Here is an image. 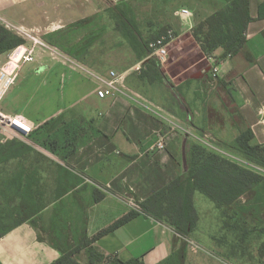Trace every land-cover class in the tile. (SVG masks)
Instances as JSON below:
<instances>
[{"label":"crops","instance_id":"obj_1","mask_svg":"<svg viewBox=\"0 0 264 264\" xmlns=\"http://www.w3.org/2000/svg\"><path fill=\"white\" fill-rule=\"evenodd\" d=\"M130 1L0 0V17L36 30L44 38ZM262 4L264 0H250L253 20L245 33V49L230 59L223 58L215 82L205 72L208 63L196 78L171 75L168 80L162 70L164 80L150 84L139 75L136 82H124L115 97L106 99L96 94L101 83L96 87L76 81V107L85 114L76 119V138L64 153L46 147L62 127L63 112L53 111L54 98L38 100V110L31 111L24 98L28 84L16 85L24 68L19 71L1 96L0 105L6 106L4 114L22 116L33 124L31 136L39 145L26 142L33 145L34 152L1 164H15L17 171L4 178L9 188L1 193V202L5 207L8 199L11 209L20 206L22 195L25 200L27 194L32 197V191H40L42 207L26 217L15 213L9 217L10 225L23 217L26 221L0 238V264H58L65 253L86 239L89 246L73 256L78 264H90L91 250L122 262L141 259L145 264H181L175 255L182 242L187 245L183 264H241L238 232L225 234L227 228L234 230L238 216L231 212L233 221L224 226L222 211L199 191L194 193L193 203L200 219L189 236L182 237L167 222L141 212L125 225L95 238L132 211L130 198L144 202L187 170L186 145L194 138L210 135L225 149L251 129L254 138L250 144L264 146ZM44 61L32 68L30 79L49 76L55 66L64 72L62 65ZM130 62L129 70L135 64V69L142 68V61L132 52L121 56L105 75L110 69L124 72ZM41 87L37 93L55 90L50 83ZM161 136L166 148L157 150ZM13 186L20 189L16 192L10 189Z\"/></svg>","mask_w":264,"mask_h":264},{"label":"trees","instance_id":"obj_2","mask_svg":"<svg viewBox=\"0 0 264 264\" xmlns=\"http://www.w3.org/2000/svg\"><path fill=\"white\" fill-rule=\"evenodd\" d=\"M208 3L214 13L201 24V31L196 33L202 50L206 54H211L217 49H222L226 55L230 54L233 56L241 53L246 46V30L253 20L250 14V0H210ZM263 6L264 4L261 6L260 17H263ZM106 11L116 21L117 29L130 45L137 59L142 61L141 79L150 84L163 81L162 66L157 59L151 57L148 44L166 32H162L153 39L145 38L129 2L110 7ZM99 17V15H96L78 21L57 34L49 36L48 38L52 39V41L48 38L46 41L59 47L78 61L83 62L78 55L80 49H85L82 43L77 42V40H82L79 36L80 31ZM68 42H75L76 44L72 48H68L66 47ZM25 43L26 41L22 37L0 24V56L11 53ZM253 138L252 130L248 129L242 132L228 148L247 159L261 163V159L264 156V146H252L250 142ZM29 140L32 144L39 145L35 139H32V136H30ZM191 143L189 141L187 145ZM200 146L205 150L198 152L194 145L191 147L192 155L188 160L186 171L180 173L177 179L169 186L140 203L143 213L157 220L167 222L182 237L189 236L197 226L198 217L193 203V196L196 191L205 194L222 209H229L235 206L241 198L248 196L250 200H248L246 207L241 209L245 210V212H250L248 206L252 204L251 211L254 210V214L260 215L264 213V178L240 167L235 162L229 161L204 145L200 144ZM32 151H35L33 145L21 141L9 142L8 145L0 147V238L18 224L26 221L23 219L24 217L38 213L42 207L40 191H32V197L27 194L25 197L26 201L23 200L24 195H22L20 206H14L11 209L8 208V199H6L5 207H2L3 204L1 202V193L9 188L3 183L4 177L1 164L22 158ZM200 155L202 158H199ZM10 189L17 192L20 188L13 186ZM13 200L15 201V198ZM14 213L24 217L13 225L6 224L4 221L7 218L9 219ZM137 215L138 212L131 211L113 226L99 233L95 239L125 225ZM89 244L86 239L80 247L65 253L57 263L78 264L73 259V256L79 249L88 247ZM186 249V243L182 242L175 255V258L181 264L186 258ZM90 254V264H145L141 259L122 262L107 258L93 250L90 251Z\"/></svg>","mask_w":264,"mask_h":264},{"label":"rangeland","instance_id":"obj_3","mask_svg":"<svg viewBox=\"0 0 264 264\" xmlns=\"http://www.w3.org/2000/svg\"><path fill=\"white\" fill-rule=\"evenodd\" d=\"M208 2H210V0H133L129 2L134 10L135 19L145 38L153 39L162 32H167L168 30L174 31L176 40L170 47V57L168 62L162 67L163 73L168 80L171 75H180V79L184 77H198V74L205 69L204 67L207 65L210 57H218L220 61L225 57L230 59L228 57L230 54L226 55L222 49H217L211 54H206L202 50L199 39L196 37V33L201 31V24H203L205 20L214 13V10L209 6ZM182 8L190 10L191 17L189 19H182L179 16V11ZM99 16L98 19L94 20L89 26H86L80 31L79 36L82 40H77V42L82 43L85 48L83 50L80 49L78 55L83 61L80 62L89 73L80 70L72 71L66 67L64 72H62L60 67L55 66L54 69L48 73L49 76L40 75L36 76L35 79H30L33 76L30 74L32 68L36 66V64H40L38 61L36 63L27 64L21 71V76L18 77L16 82L17 86L24 87L28 84L26 96L24 97L28 102H25V104H30L27 105V107L31 106L29 109L33 112L38 110V100L41 102H45L46 100L51 101L53 98L56 100L53 111L58 112L61 110L63 112L61 115L63 118V124L56 134H54L49 145L46 147L55 150L59 149L60 153L66 152L68 150L67 147L75 140L76 132L78 131L76 119L83 117L85 114L81 112V108L76 107V81H80L87 85L94 83L96 87L100 83L102 85V81L107 80V76L105 75L106 69L117 64L121 56L129 55L133 52L130 45L117 29V23L111 18L110 14L106 11ZM44 38L47 39L48 36H44ZM48 39L52 41V39ZM74 44L76 43L68 42L66 43V47L72 48ZM11 54L12 53H8L1 56V67L9 62V56ZM46 61L53 63L50 60H45L44 62ZM131 67L130 62L128 68L120 73L123 75V83H134L137 81L141 69H138V67L135 69L136 64L133 65V70H129ZM61 73H63V76H61ZM0 78L2 80L5 79L4 76L1 75ZM49 83L54 86L55 90L47 92L40 90L37 93V89ZM123 83L119 85V87H124ZM93 89L95 90L94 87ZM10 98L11 97L8 99ZM8 103L7 100L6 105ZM5 107L6 106H3V103L0 105L2 112H4L3 108ZM27 107L25 106L24 108ZM35 114L37 116L46 115L40 113ZM85 118L86 120L89 119L86 116ZM194 139V141H191V144L186 145V167L188 165V160L192 155L191 147L193 145L198 152L205 150L200 146L201 142L196 138ZM16 141L26 142V140L15 132H12L9 129L2 130L0 128V147L8 145L9 142ZM213 142L215 143V141ZM46 147L45 150H50ZM224 150L228 154L227 156L222 155L224 158L231 162H235L240 167L264 178V163L261 164L264 162V156L261 159L262 162L258 163L235 153L229 148H225ZM39 156L41 155L38 154V160ZM199 158H202L201 155ZM14 168L15 164L3 165L1 167L3 177L6 178L7 176L14 175L17 172ZM248 200H250V197L245 196L241 198L235 206H232L229 209H222L216 204L215 205L217 209L222 211V221L224 226L226 224H228V226L231 225L233 221L232 218L229 217L231 216V212L238 216V220L234 219V230L226 227L227 232H225V234L228 233V236H230L232 231L235 233L238 232L241 264H264V213H262L263 215L254 213L250 215L249 212L242 210L241 208L246 207ZM249 205L252 207V204ZM251 207L248 206L250 209L249 211H251ZM252 212L255 211L253 210ZM196 214L199 221L200 216L197 210ZM4 222L9 224L10 220L7 218ZM225 234L223 236H225Z\"/></svg>","mask_w":264,"mask_h":264},{"label":"built area","instance_id":"obj_4","mask_svg":"<svg viewBox=\"0 0 264 264\" xmlns=\"http://www.w3.org/2000/svg\"><path fill=\"white\" fill-rule=\"evenodd\" d=\"M179 16L182 19H189L191 12L189 9L182 8L179 11ZM0 24L7 28L9 31L22 37L26 43L12 51L9 56V62L5 66H0V74L4 75L5 67L13 62V58L19 55V60L15 62L13 72L8 76L7 84L0 92V99L3 93L11 86L19 71H21L27 64L36 63L39 60H50L54 63L60 64L70 70L87 72L85 67L76 58L70 56L59 47L48 43L39 32L36 30L28 29L22 25H13L6 19L0 17ZM176 40L173 30H168L165 34L157 37L155 40L149 42L148 47L151 52V57L157 59L162 67L168 62L170 57V47ZM231 58V55L228 56ZM208 71L212 82L218 80L221 72V61L218 57H210L208 59ZM89 73V71L87 72ZM107 80L102 81V86L97 90L96 94L99 99H106L115 97L119 91V85L123 83V75L118 73L115 69H110L107 72ZM0 128L2 130L9 129L21 136L26 142L30 143V136L33 133L34 126L26 118L22 116H10L4 114L0 110ZM185 131V130H184ZM198 139L202 145L208 149L220 153V155L227 156L225 150L218 147L216 140L210 135L200 136ZM215 141V143L213 142ZM157 150H164L166 148L165 137L161 136L155 147ZM129 207L132 211L141 213L142 208L140 202L134 198L129 199ZM189 242V240H188ZM190 243V242H189Z\"/></svg>","mask_w":264,"mask_h":264},{"label":"bare ground","instance_id":"obj_5","mask_svg":"<svg viewBox=\"0 0 264 264\" xmlns=\"http://www.w3.org/2000/svg\"><path fill=\"white\" fill-rule=\"evenodd\" d=\"M18 60H19V55L15 56V57L13 58V62L10 63V64H8V65L5 67V69H4V75L0 74L1 76H4V78H5L4 80H2V79L0 78V91H2L3 88H4V86H5V84H7L6 81L8 80V76L13 72V70H14V68H15V62H17ZM6 79H7V80H6Z\"/></svg>","mask_w":264,"mask_h":264},{"label":"water","instance_id":"obj_6","mask_svg":"<svg viewBox=\"0 0 264 264\" xmlns=\"http://www.w3.org/2000/svg\"><path fill=\"white\" fill-rule=\"evenodd\" d=\"M206 71H208V70H206Z\"/></svg>","mask_w":264,"mask_h":264}]
</instances>
